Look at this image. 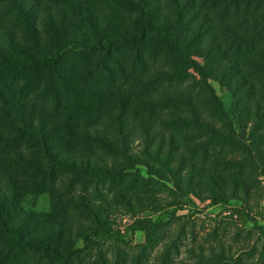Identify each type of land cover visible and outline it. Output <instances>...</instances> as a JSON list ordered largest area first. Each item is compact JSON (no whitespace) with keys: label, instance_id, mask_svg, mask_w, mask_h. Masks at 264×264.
<instances>
[{"label":"trees","instance_id":"trees-1","mask_svg":"<svg viewBox=\"0 0 264 264\" xmlns=\"http://www.w3.org/2000/svg\"><path fill=\"white\" fill-rule=\"evenodd\" d=\"M0 6V264H264V0Z\"/></svg>","mask_w":264,"mask_h":264},{"label":"rangeland","instance_id":"rangeland-1","mask_svg":"<svg viewBox=\"0 0 264 264\" xmlns=\"http://www.w3.org/2000/svg\"><path fill=\"white\" fill-rule=\"evenodd\" d=\"M12 15L7 10V8L0 6V26L2 28V31L0 33V39L5 40L8 35H11V33L15 32L14 34L17 36L19 33L18 28L15 24L12 22ZM162 34L167 37L171 43H174L175 41V32L173 30H163ZM187 61L191 62L192 64H196L197 62H200L199 59L192 58V57H186ZM214 90L215 95L213 97V102L215 104L216 108L223 107L234 119L235 114L232 106V97L231 95L222 87H220L217 83L212 82L211 83ZM142 173L145 174V169L140 168ZM232 205H239L233 203ZM21 206L24 209L27 210H33L35 212H47L50 208V197L47 194H43L40 196H32L27 195L22 203ZM228 211H231V209H225L222 206H207L205 203H201L195 198H191L190 200H187L185 202V207L182 212L179 213V215H191L192 217L198 218V224H200V220L205 221V227H207L208 219L207 216H216L217 220H222L223 216L222 213H227ZM264 214V201L260 203V206L255 208L252 212V217H258L260 220L262 219ZM239 217L237 215L238 223L242 225L243 227H246L247 229L252 228V222H250L246 217L243 215H240ZM157 216L153 215V219L155 220ZM131 220L129 218H124L123 225H126ZM210 224H212V221L210 220ZM200 234L203 235V230L200 229ZM127 240L132 239L133 243H142L144 241V234L142 232H137L134 236H131L130 234H127L126 236ZM184 256H180L178 260L184 259Z\"/></svg>","mask_w":264,"mask_h":264}]
</instances>
